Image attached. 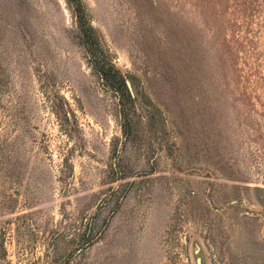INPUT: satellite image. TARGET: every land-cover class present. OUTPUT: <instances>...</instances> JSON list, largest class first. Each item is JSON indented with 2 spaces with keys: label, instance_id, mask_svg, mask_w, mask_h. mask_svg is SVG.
Listing matches in <instances>:
<instances>
[{
  "label": "rangeland",
  "instance_id": "rangeland-1",
  "mask_svg": "<svg viewBox=\"0 0 264 264\" xmlns=\"http://www.w3.org/2000/svg\"><path fill=\"white\" fill-rule=\"evenodd\" d=\"M78 1L131 99L0 0V264H264V0Z\"/></svg>",
  "mask_w": 264,
  "mask_h": 264
},
{
  "label": "trees",
  "instance_id": "trees-1",
  "mask_svg": "<svg viewBox=\"0 0 264 264\" xmlns=\"http://www.w3.org/2000/svg\"><path fill=\"white\" fill-rule=\"evenodd\" d=\"M70 3L74 9V15L79 33L84 39V45L86 48L88 47L90 53L94 57H92L91 60L92 69L98 74V77L104 82L106 87L121 91L122 105L125 107L127 104L126 99H131L126 87L125 77H123L111 63L97 55V50H99V48L98 45L91 40L90 29L85 27L84 15L79 1L70 0Z\"/></svg>",
  "mask_w": 264,
  "mask_h": 264
},
{
  "label": "water",
  "instance_id": "water-1",
  "mask_svg": "<svg viewBox=\"0 0 264 264\" xmlns=\"http://www.w3.org/2000/svg\"><path fill=\"white\" fill-rule=\"evenodd\" d=\"M125 83H126V87H127V89H128L129 92L131 93V86H130V83L128 82V80H126Z\"/></svg>",
  "mask_w": 264,
  "mask_h": 264
}]
</instances>
